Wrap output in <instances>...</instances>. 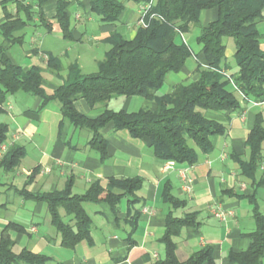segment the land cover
<instances>
[{
  "label": "crops",
  "instance_id": "obj_1",
  "mask_svg": "<svg viewBox=\"0 0 264 264\" xmlns=\"http://www.w3.org/2000/svg\"><path fill=\"white\" fill-rule=\"evenodd\" d=\"M22 1L24 5H32L33 11L39 9L49 26L34 15L17 33L22 36L20 42L5 43L7 54L14 63L25 68L39 66L43 71L42 85L47 92L62 83L72 63H76L83 74L95 72L97 63L110 47L106 39L113 32L132 38L138 27L137 4L131 0H118L124 8L117 21L111 23L101 22L91 12L89 0H69L73 38L66 40L54 19L58 0H44L40 6L37 0ZM16 4L17 0H0V24L7 13L16 14ZM204 16L202 26L215 19L216 10H205ZM37 27H42L46 35L43 36ZM27 29L33 31L28 43L25 40ZM56 34L69 41V55L66 50L54 48L49 43L50 36ZM97 44L104 46L102 57L88 60L89 51ZM225 45V62L231 65L227 73L234 72V63L231 58L228 61L233 54L232 48ZM193 53L196 55L190 56L180 71L183 78L195 79L197 63L204 65L199 48ZM49 54L59 58L62 64L59 75L45 69ZM62 56L69 60L66 66ZM84 68L89 69L88 72H84ZM63 71L66 72L64 75ZM237 98L240 101L238 108L225 113H208L224 126V133L211 137L213 149L209 153L198 152L197 162L191 166L174 165L164 171L162 167L167 161L154 156L147 139L133 138L126 129L113 130L112 124H108L102 129L107 157L101 161L88 146L91 133L87 129L69 123L60 125L62 116L57 100L40 107L41 99L36 96L23 92L10 95L0 108V123L8 125L6 142L22 147L25 154L12 171L0 167V233L8 223L21 226L22 232H10L15 243L14 252L26 248L45 255L48 259L43 264H157L164 257L159 239L171 210L163 199L166 188H169L173 196L185 202L183 207L173 210L174 216L198 213V226L184 227L175 238L177 258L185 260L191 253L210 245L215 264H232L228 253L245 251L250 243L247 235L256 228L249 201L251 197L254 196L259 212L264 216V183L255 184L264 175V142L262 163L255 181L241 173L234 159L236 156L245 160L249 158L246 137L256 114H261L264 127V101L243 100L238 93ZM153 104L140 95L114 97L104 105L92 108L83 99L74 101L78 112L92 118L105 109L131 113L143 107L152 108ZM180 169L192 179L190 192L182 188ZM110 177L141 178V187L135 192L137 202L129 205L128 198H122L116 211L103 201L83 203V209L92 221L91 241L83 240L73 247L61 245L60 235L51 225L47 204L22 195L23 192L61 190L69 181L70 192L81 195L95 180L105 183ZM216 207L225 213L223 217L216 214ZM59 211L63 219H71L63 209ZM135 211L139 214L133 225L131 214ZM230 211L233 214H229Z\"/></svg>",
  "mask_w": 264,
  "mask_h": 264
},
{
  "label": "trees",
  "instance_id": "obj_2",
  "mask_svg": "<svg viewBox=\"0 0 264 264\" xmlns=\"http://www.w3.org/2000/svg\"><path fill=\"white\" fill-rule=\"evenodd\" d=\"M37 1L40 6L44 0ZM131 1L138 4L150 0ZM69 4V0H58L54 18L66 40L73 38ZM89 5L91 12L104 23L117 21L124 8L118 0H89ZM208 9H215L216 17L202 26L201 12ZM150 14L156 16L148 20L147 26H138L132 38L113 32L106 39L110 47L97 63L95 72L83 74L79 66L72 63L62 83L52 92H47L42 85L43 71L39 66L25 68L14 63L7 54L5 43L20 42L22 36L17 33L34 15L44 25L49 24L39 9L33 11L32 5H24L22 0H17L16 14L7 13L0 24V108L10 95L17 92L40 98V107L57 100L62 116L60 125L69 123L76 128L87 129L91 133L88 146L101 161L107 157V143L102 129L112 124L113 130L126 129L133 138L147 139L159 160L173 161L182 167L195 164L198 152L209 153L213 149L211 137L224 133L223 124L209 116V112L225 113L238 108V91L247 99L264 101V48L261 46L264 33L257 27L264 20V0H155ZM191 26L199 27L195 42L204 65L197 63L195 79L185 78L170 90L160 92L167 75L179 73L186 60L196 55L181 36L188 33ZM225 37L231 38L234 43L232 57L236 69L230 73L227 71L231 65L225 62ZM45 69L59 75L62 70L59 58L47 55ZM134 95L153 101V107H143L131 113L105 109L92 118L78 112L74 105V101L83 99L92 108L114 97ZM262 120L261 114H256L254 125L246 137L249 158L234 157L241 173L253 181L262 163ZM8 131V125L0 123V145L6 142ZM24 154L22 147L10 143L0 155L1 169L12 171ZM262 183L264 175L255 184ZM141 184L142 179L138 177H110L105 183L95 180L81 195L70 192L71 181L61 190L34 194L23 192L22 195L47 204L51 225L60 235L61 245L73 247L80 241H91L92 221L85 213L83 203L103 201L116 211L122 198H128L129 205L137 202L135 192ZM163 199L169 203L171 210L166 216L165 231L159 239L164 257L157 264H215L210 245L191 253L185 260L177 258L175 238L184 227L198 226V213L174 216L173 210L183 207L185 202L173 196L169 188H166ZM249 201L256 228L247 235L250 243L245 251L228 253L232 264H264V216L259 212L254 196ZM60 209L71 219L65 221ZM138 214V211L131 214L133 225ZM11 231L22 232L23 228L8 223L2 229L0 264H43L48 259L26 248L14 252Z\"/></svg>",
  "mask_w": 264,
  "mask_h": 264
},
{
  "label": "rangeland",
  "instance_id": "obj_3",
  "mask_svg": "<svg viewBox=\"0 0 264 264\" xmlns=\"http://www.w3.org/2000/svg\"><path fill=\"white\" fill-rule=\"evenodd\" d=\"M205 15V11H202L201 12V15H200V21H201V24L204 20V16ZM258 30L262 33H264V20L262 22H260L258 24ZM39 29V32L45 36L46 34L44 33V29L42 27H37ZM38 30H36L35 33H37ZM33 33L32 29H27L26 30V33H25V40L26 42L28 43V39L30 38V35ZM199 33V27L198 26H191V29L188 33H185L183 34V38L185 39L186 43L190 46L191 50L194 52L195 50H197V48H199V46L196 44L195 42V38L196 36L198 35ZM128 36V35H126ZM49 43L54 47V48H57V49H60V50H66L68 55H69V50L67 49L69 47V41H64L63 39L60 38V36L58 34L56 35H51L50 38H49ZM223 41L227 44V48L229 49L231 46L232 48V52H234V43L232 41L231 38L229 37H225L223 38ZM25 43V44H27ZM261 46L262 48H264V39L261 41ZM103 50H104V46L102 44H97V45H94L92 47V49L89 51L88 53V60L92 59V57H96V58H101L102 55H103ZM62 62L64 64V66H66L68 63H69V60L67 59V57H64L62 56ZM231 58V59H230ZM232 60V62L234 63L233 61V57L231 55V57L228 58V61ZM88 63H90V61H88ZM93 65V64H92ZM89 69L87 68H84V72H88ZM66 72L63 71L62 74L64 75ZM185 79L183 78V75L181 72L177 73V74H174V73H171V74H168L166 79H165V82L163 84V86L161 87V89L159 90L160 92H166L168 90H170V88L178 83V82H182V80ZM100 106L101 105H104V104H99ZM97 105V106H99ZM86 131V130H85ZM182 185H183V181H182ZM183 188V187H182ZM90 210V208H89ZM64 220H68V217H65ZM16 249V248H15ZM162 255V253H161Z\"/></svg>",
  "mask_w": 264,
  "mask_h": 264
},
{
  "label": "built area",
  "instance_id": "obj_4",
  "mask_svg": "<svg viewBox=\"0 0 264 264\" xmlns=\"http://www.w3.org/2000/svg\"><path fill=\"white\" fill-rule=\"evenodd\" d=\"M154 1L155 0H150V1L146 2V3H138L137 4V19H136L137 26H143V27L147 26L148 20L151 19L152 17L156 16L155 14H150L149 15L150 8L152 7ZM181 36L183 37V35H181ZM231 83H232V81H231ZM233 86H234L235 90H237V88L235 87L234 84H233ZM238 94L241 97V99L250 100V99L245 98L244 95H242V93H240L239 91H238ZM250 101L253 102V103H257V102H255L253 100H250ZM9 144L10 143L5 142V143L0 145V155L3 152L6 151V149H7ZM174 165L175 164H174L173 161H167L163 165L162 169L165 171V170L173 168ZM179 173H180L182 181H183V185H182L183 190L186 191V192H190L192 179L185 174V171L183 169H180ZM216 208H217V209H215L216 214L218 216H220V217H223L225 213H223L222 210L219 207H216ZM228 213L229 214H233L231 211L228 212Z\"/></svg>",
  "mask_w": 264,
  "mask_h": 264
}]
</instances>
